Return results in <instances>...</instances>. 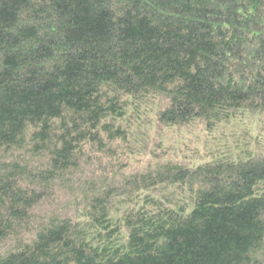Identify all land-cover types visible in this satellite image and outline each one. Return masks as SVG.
Wrapping results in <instances>:
<instances>
[{"label":"trees","instance_id":"obj_1","mask_svg":"<svg viewBox=\"0 0 264 264\" xmlns=\"http://www.w3.org/2000/svg\"><path fill=\"white\" fill-rule=\"evenodd\" d=\"M261 117L264 0H0V264H264Z\"/></svg>","mask_w":264,"mask_h":264},{"label":"rangeland","instance_id":"obj_2","mask_svg":"<svg viewBox=\"0 0 264 264\" xmlns=\"http://www.w3.org/2000/svg\"><path fill=\"white\" fill-rule=\"evenodd\" d=\"M148 113L149 114L145 116V118L147 119H144V121L152 119V115H150V111ZM239 127H241L242 129H246V130L251 129L253 134L255 135L256 141L259 140V142H261V144L264 145V117H261V119L259 118L257 121L254 120L249 124L247 123L241 124ZM241 130L239 131V133H241ZM157 131L158 130L154 129L152 133L156 135ZM214 136H218V134ZM168 138L170 140V143H168L167 146H172V145L176 146V148L179 151L178 154L180 153V156H182L183 154V155H188L189 158L192 157L191 160H189V162L193 164H196L198 162V160L195 159V155L197 156V154H199L200 157L204 156V153L206 152V150L204 149L203 142L206 140H209L207 135L202 131L201 127H198V128L193 127L190 129H180L175 132L171 131L168 133ZM131 157H134V156H131ZM138 160H140V158H137V157L130 159L132 169L139 170L141 168V165H138L136 163Z\"/></svg>","mask_w":264,"mask_h":264}]
</instances>
